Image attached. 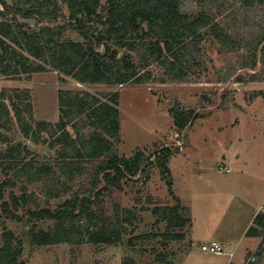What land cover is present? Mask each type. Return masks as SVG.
<instances>
[{
    "label": "trees",
    "instance_id": "16d2710c",
    "mask_svg": "<svg viewBox=\"0 0 264 264\" xmlns=\"http://www.w3.org/2000/svg\"><path fill=\"white\" fill-rule=\"evenodd\" d=\"M185 1L0 0V74L31 81L35 74L53 71L62 76L61 82L71 78L81 85L124 87L151 83L153 74L142 71L157 65L170 82L183 84L206 68L203 45L209 37L221 55L236 57L235 66L219 73L220 83H227L238 71L254 72L259 66L260 72L253 73L250 82L264 83V0H196L194 12L183 9ZM19 19L36 20L38 30ZM73 34L79 40H74ZM236 80L245 82L242 76ZM31 101L27 90H2L0 129L10 131L13 111L24 137L35 145H47L55 157L38 156L22 143L9 146L0 155V170L7 177L0 185V200L20 182L41 185L45 202L25 187L21 201L13 199L16 208L29 203L36 206L27 212L32 223L56 222L47 231L36 232L32 227L28 235L33 246L121 245L125 225H134L138 218L132 211L124 216L118 205L112 217H101L102 212L94 206L123 191L127 181L149 182L154 167L168 175L173 151L166 148L153 157L142 150L129 158L120 155L118 93L59 91V121L55 124L35 121ZM169 115L179 132L199 119L196 111L179 105L171 108ZM9 143V137L0 132V144ZM171 195L175 197L173 191ZM63 197L69 198L58 209L43 208ZM175 200L178 205L152 212L156 224H166L161 235L165 247L166 243L183 242L186 235L182 232L190 223L188 209ZM8 218L18 219L12 213ZM246 237L262 240L252 255L257 261L250 263L262 264L264 213L254 219ZM23 252L24 241L5 234L0 264H24ZM156 260L173 264L162 253Z\"/></svg>",
    "mask_w": 264,
    "mask_h": 264
},
{
    "label": "rangeland",
    "instance_id": "374dc122",
    "mask_svg": "<svg viewBox=\"0 0 264 264\" xmlns=\"http://www.w3.org/2000/svg\"><path fill=\"white\" fill-rule=\"evenodd\" d=\"M197 6L196 0H187L183 9L194 12ZM33 28L38 30L36 25ZM72 38L79 40L74 34ZM203 47L206 68L183 84L170 82L157 65L142 71L153 74L151 83L124 87L80 86L71 78L61 82L62 76L53 71L35 74L31 81L7 79L0 74V92L4 89L30 92L35 121L58 122L60 90L118 93L120 155L129 158L142 150L153 157L155 152L166 148L174 154L167 164L168 175L154 167L149 182L127 181L123 191L106 196L102 203L94 206L96 211L103 213L101 217H112L118 205L124 216L126 211H132L138 218L134 225H125L126 234L121 245L33 246L28 235L32 227L36 232L47 231L56 222L32 223L27 213L36 209L32 203L16 208L13 199L21 201L22 187L45 202L40 184L30 186L20 182L15 188L6 190L0 200V247L5 234L12 233L22 239L24 264H159L156 258L161 253L173 264H243L246 246L250 245L252 250L262 241L247 238L243 233L260 208L263 213L264 206V83L250 82L251 75L260 72V66L254 72L238 71L230 81L220 83L219 73L235 66L236 57L221 55L219 46L209 37L205 38ZM238 76L244 77L245 82L238 83ZM175 105L192 109L199 116L183 132L176 129L169 115ZM11 114L14 121L10 131L0 129L10 140L9 145L0 144V155L9 146L22 143L38 156L55 157V152L47 145H35L26 139L14 112ZM223 166L231 173L227 174ZM6 179L0 170V185ZM138 179L139 176L134 181ZM169 184L173 185L172 190ZM68 198L51 200L43 208L56 210ZM176 198L188 209L190 223L182 232L186 240L166 243L165 247L161 235L166 232V224H156L152 212L158 207L178 205ZM6 203L8 209L4 207ZM8 213L18 219L8 218ZM142 236L153 238L139 240ZM213 241L227 243L223 255L202 252L201 247ZM233 250L235 257L231 258ZM255 252L246 254L244 264Z\"/></svg>",
    "mask_w": 264,
    "mask_h": 264
},
{
    "label": "built area",
    "instance_id": "2783aa9c",
    "mask_svg": "<svg viewBox=\"0 0 264 264\" xmlns=\"http://www.w3.org/2000/svg\"><path fill=\"white\" fill-rule=\"evenodd\" d=\"M222 168L226 171L227 174L231 173V171L229 169H226L224 166ZM262 212L264 213V206L262 208ZM201 250L204 253H207L210 255H217V256L223 255L225 252L224 247L220 243L215 242V241L203 245L201 247ZM256 261L257 259L254 256H252L250 260L247 262V264L255 263ZM263 262H264V259H263Z\"/></svg>",
    "mask_w": 264,
    "mask_h": 264
},
{
    "label": "crops",
    "instance_id": "0c3cea01",
    "mask_svg": "<svg viewBox=\"0 0 264 264\" xmlns=\"http://www.w3.org/2000/svg\"><path fill=\"white\" fill-rule=\"evenodd\" d=\"M76 82V81H75ZM77 83V82H76ZM77 84H79V83H77ZM80 86H85V85H81V84H79ZM87 86H99V85H87ZM60 91H67V90H60ZM74 92H76V91H74ZM81 92H84V91H81ZM59 93V92H58ZM89 93V92H88ZM92 94V93H91ZM95 95V94H94ZM57 104H58V100H57ZM58 109H59V105H58ZM58 121H59V118H58ZM41 122H44V121H41ZM47 123H51V122H47ZM57 123V122H56ZM53 124H55V123H53ZM122 156V155H121ZM260 210H261V208H260ZM257 211L255 214H254V216H253V218H251V220H250V222H249V224H248V226H247V228H246V230L244 231V235L246 236V233H247V231H248V229L251 227V225L253 224V222H254V219L259 215V214H261V211ZM250 239H253V238H250ZM186 240V239H185ZM257 240H259V239H257ZM218 243H220L223 247H225L226 246V244L227 243H222V242H218ZM260 243H258L255 247H253L252 248V250H251V248L249 247L250 245H247L246 246V254H248V252L249 251H257V249L259 248V245ZM233 245V244H232ZM249 247V248H248ZM253 253V252H252ZM245 254V261L243 262V264L244 263H246V258H247V255ZM230 257L231 258H234L235 257V251L233 250L232 251V253L230 254Z\"/></svg>",
    "mask_w": 264,
    "mask_h": 264
},
{
    "label": "water",
    "instance_id": "95a60500",
    "mask_svg": "<svg viewBox=\"0 0 264 264\" xmlns=\"http://www.w3.org/2000/svg\"><path fill=\"white\" fill-rule=\"evenodd\" d=\"M19 21L23 24L30 26V27H34L36 25V20H34V19H19ZM102 53H104V49H102Z\"/></svg>",
    "mask_w": 264,
    "mask_h": 264
}]
</instances>
